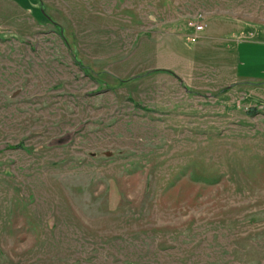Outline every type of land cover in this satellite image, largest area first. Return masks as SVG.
Segmentation results:
<instances>
[{"label":"rangeland","instance_id":"obj_1","mask_svg":"<svg viewBox=\"0 0 264 264\" xmlns=\"http://www.w3.org/2000/svg\"><path fill=\"white\" fill-rule=\"evenodd\" d=\"M237 39L264 0H0V264H264Z\"/></svg>","mask_w":264,"mask_h":264},{"label":"crops","instance_id":"obj_2","mask_svg":"<svg viewBox=\"0 0 264 264\" xmlns=\"http://www.w3.org/2000/svg\"><path fill=\"white\" fill-rule=\"evenodd\" d=\"M232 48V69H231L228 86L231 90L239 88L242 83H255L260 87V93L254 90V93H259L262 103L257 105L264 107V59L259 56V51L264 50V41L254 39H237L233 42ZM235 47L239 49V53H235ZM241 49V50H240ZM253 94V93H252Z\"/></svg>","mask_w":264,"mask_h":264},{"label":"built area","instance_id":"obj_3","mask_svg":"<svg viewBox=\"0 0 264 264\" xmlns=\"http://www.w3.org/2000/svg\"><path fill=\"white\" fill-rule=\"evenodd\" d=\"M188 25L193 27L196 32H200L203 30V25L199 22L194 20H189Z\"/></svg>","mask_w":264,"mask_h":264}]
</instances>
